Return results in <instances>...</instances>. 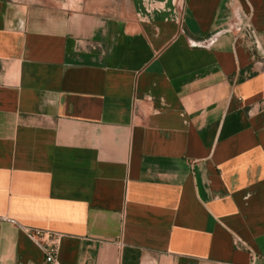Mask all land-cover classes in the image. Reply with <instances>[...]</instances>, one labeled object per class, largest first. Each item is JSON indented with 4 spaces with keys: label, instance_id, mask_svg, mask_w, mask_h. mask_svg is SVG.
<instances>
[{
    "label": "crops",
    "instance_id": "0c3cea01",
    "mask_svg": "<svg viewBox=\"0 0 264 264\" xmlns=\"http://www.w3.org/2000/svg\"><path fill=\"white\" fill-rule=\"evenodd\" d=\"M23 228L264 264V0H0V264H44Z\"/></svg>",
    "mask_w": 264,
    "mask_h": 264
},
{
    "label": "built area",
    "instance_id": "2783aa9c",
    "mask_svg": "<svg viewBox=\"0 0 264 264\" xmlns=\"http://www.w3.org/2000/svg\"><path fill=\"white\" fill-rule=\"evenodd\" d=\"M23 232L41 248L44 255V264H57L59 234L31 228H23ZM234 246L240 247L236 241H234Z\"/></svg>",
    "mask_w": 264,
    "mask_h": 264
}]
</instances>
